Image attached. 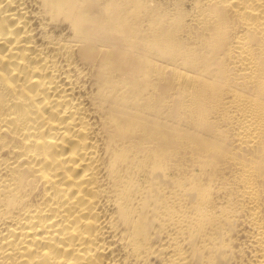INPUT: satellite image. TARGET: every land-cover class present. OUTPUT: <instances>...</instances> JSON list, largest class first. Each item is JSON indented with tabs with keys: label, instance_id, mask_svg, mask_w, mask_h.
<instances>
[{
	"label": "bare ground",
	"instance_id": "bare-ground-1",
	"mask_svg": "<svg viewBox=\"0 0 264 264\" xmlns=\"http://www.w3.org/2000/svg\"><path fill=\"white\" fill-rule=\"evenodd\" d=\"M0 264H264V0H0Z\"/></svg>",
	"mask_w": 264,
	"mask_h": 264
}]
</instances>
